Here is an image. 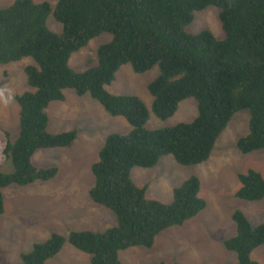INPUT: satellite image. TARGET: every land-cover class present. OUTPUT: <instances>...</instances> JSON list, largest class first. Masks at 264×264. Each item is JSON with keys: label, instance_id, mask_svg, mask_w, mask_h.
I'll use <instances>...</instances> for the list:
<instances>
[{"label": "trees", "instance_id": "1", "mask_svg": "<svg viewBox=\"0 0 264 264\" xmlns=\"http://www.w3.org/2000/svg\"><path fill=\"white\" fill-rule=\"evenodd\" d=\"M219 9L225 38L211 31L188 32L195 14ZM62 25L60 35L48 27V18ZM112 39L97 50V64L75 72L70 59L103 35ZM32 59L24 72L30 91L17 96L20 136L12 141L0 128V216L5 213L4 190L16 185L48 182L58 168H38V151L70 147L76 131L59 134L48 128L52 103L64 102L65 91L89 95L112 117L127 121L131 130L111 134L93 164L92 202L113 213L116 224L103 232L54 233L31 251L21 264H47L69 243L91 257V264H123L120 253L132 248L152 249L163 232L182 227L207 206L197 177L173 190L169 205L148 199L147 188L131 179L136 167L152 169L171 156L184 167L207 162L234 115L250 113L249 133L237 149L248 155L264 149V0H16L0 10V65ZM130 65L144 74L154 67L160 75L148 85L151 111L161 121L173 117L182 102L195 99L198 116L191 123L150 131V110L137 96L107 91L117 73ZM11 162L12 173H4ZM236 197L245 202L264 200V177L250 170L238 176ZM236 235L225 241L238 264H259L252 253L264 245V224L254 226L235 211ZM159 264H166L161 262Z\"/></svg>", "mask_w": 264, "mask_h": 264}, {"label": "rangeland", "instance_id": "2", "mask_svg": "<svg viewBox=\"0 0 264 264\" xmlns=\"http://www.w3.org/2000/svg\"><path fill=\"white\" fill-rule=\"evenodd\" d=\"M15 1L0 0V10ZM33 1L55 6L59 0ZM219 12L212 6L197 12L188 32L199 34L209 30L218 40H223L225 34ZM47 24L53 33H62V25L53 16L48 18ZM111 39L109 34L93 39L86 48L72 55L70 67L82 73L96 65L97 50ZM32 63V59H24L0 65V128L9 132L12 141L20 136V108L16 98L31 90L24 69ZM159 75L158 67L136 74L130 65H126L107 86V91L141 98L151 112L146 126L150 131L191 123L198 116L195 99L182 102L176 114L166 121L159 120L152 113L153 98L148 85ZM47 113L51 133L76 131L78 136L68 148L42 150L35 154L33 164L36 167L58 168L54 179L27 187L13 185L4 190L5 213L0 216V264H21L22 253L31 251L35 244L45 242L54 233L67 237L73 231L103 232L115 223L113 213L94 204L89 197L94 185L92 166L98 161L108 136L126 134L131 127L125 119L110 116L89 95L80 97L71 90L65 91L64 102L52 103ZM249 121L248 111L234 115L210 159L201 165L180 166L171 156H166L152 169L136 167L132 170L133 183L147 188L148 199L167 205L173 202L175 188L197 177L201 182L199 196L207 206L182 227L159 235L152 249L132 248L121 252L123 264H238L237 255L227 251L224 245L236 235L234 212L242 211L254 226L264 224V200L250 203L236 197L240 174L254 170L264 177V149L248 155L237 149L239 139L249 133ZM2 171L12 173V163L8 162ZM252 259L264 264V245L252 253ZM47 264H91V257L67 243L63 251Z\"/></svg>", "mask_w": 264, "mask_h": 264}, {"label": "crops", "instance_id": "3", "mask_svg": "<svg viewBox=\"0 0 264 264\" xmlns=\"http://www.w3.org/2000/svg\"><path fill=\"white\" fill-rule=\"evenodd\" d=\"M114 222H115V223H113V225H111V227L114 226V225L116 224V219L114 220ZM109 228H110V227H109ZM105 230H106V229H105ZM85 231H90V229H89V230H85ZM93 232H95V231H93Z\"/></svg>", "mask_w": 264, "mask_h": 264}]
</instances>
